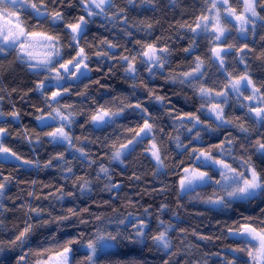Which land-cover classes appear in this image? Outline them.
<instances>
[{"label":"clouds","instance_id":"9594fccd","mask_svg":"<svg viewBox=\"0 0 264 264\" xmlns=\"http://www.w3.org/2000/svg\"><path fill=\"white\" fill-rule=\"evenodd\" d=\"M0 264H264V0H0Z\"/></svg>","mask_w":264,"mask_h":264}]
</instances>
